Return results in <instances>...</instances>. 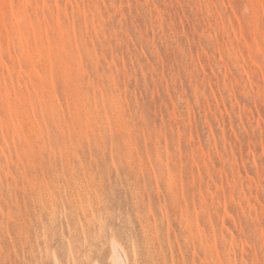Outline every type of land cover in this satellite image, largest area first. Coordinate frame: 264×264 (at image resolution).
<instances>
[{"label": "rangeland", "instance_id": "rangeland-1", "mask_svg": "<svg viewBox=\"0 0 264 264\" xmlns=\"http://www.w3.org/2000/svg\"><path fill=\"white\" fill-rule=\"evenodd\" d=\"M264 264V0H0V264Z\"/></svg>", "mask_w": 264, "mask_h": 264}, {"label": "bare ground", "instance_id": "bare-ground-1", "mask_svg": "<svg viewBox=\"0 0 264 264\" xmlns=\"http://www.w3.org/2000/svg\"><path fill=\"white\" fill-rule=\"evenodd\" d=\"M112 246V264H129L127 257L124 254V248H122L119 243L113 241Z\"/></svg>", "mask_w": 264, "mask_h": 264}]
</instances>
